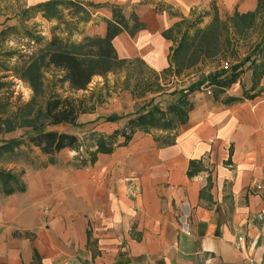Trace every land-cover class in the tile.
I'll use <instances>...</instances> for the list:
<instances>
[{"label":"crops","instance_id":"crops-1","mask_svg":"<svg viewBox=\"0 0 264 264\" xmlns=\"http://www.w3.org/2000/svg\"><path fill=\"white\" fill-rule=\"evenodd\" d=\"M152 2L161 11L140 6L144 28L134 37L120 33L113 44L119 57L159 72L174 45L163 32L174 23L199 17L204 26L215 11L258 5ZM105 30L101 23L90 32ZM244 70L212 93H188L183 123L136 130L92 162L76 165L73 156L57 160L31 146L41 165L4 168L20 174L24 189L0 193V264H264V68ZM170 94L162 110L174 101Z\"/></svg>","mask_w":264,"mask_h":264},{"label":"trees","instance_id":"trees-1","mask_svg":"<svg viewBox=\"0 0 264 264\" xmlns=\"http://www.w3.org/2000/svg\"><path fill=\"white\" fill-rule=\"evenodd\" d=\"M97 5L99 4L77 0H45L21 10L18 22L22 26L25 20L37 13L44 19L56 20L57 23L52 28L51 37L42 43V36L23 26L24 33L40 45L26 58L20 55L21 59L4 68L30 89L27 100L15 103V106L11 105L13 90L2 80L10 75L4 74L0 77V89L4 86L6 89L0 94V160L2 157L15 156L17 148L24 143L37 147L44 154H54L65 148L76 151L80 148L81 142L75 134L51 127L61 123L76 125L80 114L94 109L95 104L87 108L86 97H76L74 93L86 90L94 76H106L108 72L122 70L132 61L118 56L113 39L121 32L133 37L144 28V23L139 20L137 14L133 12L126 16L121 7L109 4L111 16L104 19L105 33L83 34L79 26L91 19L92 13L88 7ZM263 10L264 0H258V5L253 11H235L225 19L215 11L212 19L204 26H199V17L177 21L163 32L166 38H171L174 42L168 55V68L181 72L204 60L215 59L230 52L236 46L235 42L243 39L257 24ZM55 29L59 30V34ZM12 30H16V26H6L0 30V38ZM262 30L259 42L243 60L244 63L249 62L247 67L253 68L254 73L258 75L264 68V23ZM75 35L79 38H74ZM253 54H258L261 60L253 58ZM241 63L234 65L230 74L224 75L223 71H219L209 79H213L211 81L217 85H228L234 82L242 71ZM203 82L204 80H199L195 84L198 86ZM193 86L187 91L192 90L195 87ZM93 93L91 92L89 97ZM155 99L152 97L135 111L136 116L127 120L121 129H116L110 134L92 132L90 135L97 151H109L111 146L117 143V136L123 138L120 143L123 144L136 130L147 131L151 127L172 128L177 123H183L187 111L192 107L186 92L183 91L176 92L174 101L167 103L165 110L161 109V103ZM99 102L100 97L97 100V103ZM120 117L109 115L106 120L115 121L114 119ZM19 129L23 130L21 135L2 138ZM23 189L19 173L0 168V193L11 194Z\"/></svg>","mask_w":264,"mask_h":264},{"label":"rangeland","instance_id":"rangeland-1","mask_svg":"<svg viewBox=\"0 0 264 264\" xmlns=\"http://www.w3.org/2000/svg\"><path fill=\"white\" fill-rule=\"evenodd\" d=\"M41 1L45 0H0V30L4 29L6 26H16V30L9 31L3 38H0V77L4 76V74L10 75L3 77L2 80L6 82L5 84L9 86V89L13 90V95L10 99L11 105L27 100L30 95V89L26 87L23 82L15 78L10 71H6L4 68L7 65L11 66L18 59H21L20 55H24V58H26L27 55L31 54L40 45L35 43L30 36L24 33L23 26L35 30L36 34L42 36V43L51 37L53 33L52 28L57 23L56 20L48 21L44 19L38 13L25 20L23 26L18 22L20 12L23 8ZM77 1L99 4L96 7H88L92 13L91 19L79 26V28H82L83 34L89 35L97 34L95 32L91 33L90 31L99 28L101 23L106 24L104 19L107 17H104L103 14L110 12L109 4H115L121 7L122 12L126 16H129L133 12L136 14L140 6L150 3H153L152 5H154L156 12L162 9L161 5L152 2V0H139L138 2L134 0H114V3L105 0ZM218 15L222 19H225L227 16ZM263 15L264 10L258 18L257 24L248 31L243 39L235 42L236 46L233 47L230 52L215 59L206 60V62L203 61L192 70L175 72L172 68L169 69L167 67L159 72L150 68L141 59L133 58L122 70L108 72L106 76H94L86 90H79L74 93L76 97H86L87 108L90 107L91 104H95L94 109L79 117L76 125L61 123L51 127V129L75 134L81 142V146L77 151H73L69 148L62 149L57 152V154L55 153V159L58 160L60 157V160H64L67 156H73L76 160L74 162L76 165L85 163L87 160L92 162L100 151H97V146L90 134L92 132L103 134L113 133V131L116 130L112 129L113 123H124L129 115H135V111H138L143 104H146L150 100V98H156L155 101L161 103L160 105L163 107L165 103L164 97L168 92L171 93L170 96L172 94L176 96V92L178 91H186V94L193 93V95H195L194 93L196 92L208 94V90L212 93L213 86L216 85L214 81H211L213 79H209L212 74L218 73L219 71H223L224 75L230 74V72L234 70L233 66L239 62H242L241 67L245 69V72L250 70V67H247L249 62L244 63L243 60L245 55L251 52L252 47L259 42L261 38L263 32L262 25L264 23ZM110 16L109 14L108 17ZM55 32L59 34L58 29H55ZM74 38H79V36L75 35ZM252 57L256 58L258 61L261 60L258 54H253ZM225 62L229 63L231 66L230 70L222 69L221 66ZM207 69L211 71L209 75L205 74V70ZM199 80H204V82L197 86L195 83ZM207 80L208 83H206ZM243 81L246 89H249L250 85L247 83V79L244 78ZM193 85L196 86L194 87ZM192 86L194 88L187 91L188 88ZM5 90L4 86L0 89V94ZM91 92L94 93L89 97ZM18 97L20 101H18ZM98 97L101 98V102L99 103H97ZM187 98L190 100V96ZM14 106H12V109ZM130 109L133 110V112H129ZM109 115H119L121 117L114 119L115 121H109L106 120ZM22 133L23 130L19 129L4 135L2 138H12ZM117 140H119L120 143L123 142L121 136H117ZM31 165H41L40 156L36 154L35 149L25 143L17 148L15 156L10 158L2 157L0 160L1 168H14L20 170V168L24 166L28 167Z\"/></svg>","mask_w":264,"mask_h":264},{"label":"built area","instance_id":"built-area-1","mask_svg":"<svg viewBox=\"0 0 264 264\" xmlns=\"http://www.w3.org/2000/svg\"><path fill=\"white\" fill-rule=\"evenodd\" d=\"M221 67H222V69H224V70H230V67H231V66L229 65V63L225 62L224 64H222ZM210 73H211L210 70H208V69L205 70V74H206V75H209ZM206 83H208V80L206 81ZM207 92L210 93L209 90H208Z\"/></svg>","mask_w":264,"mask_h":264}]
</instances>
